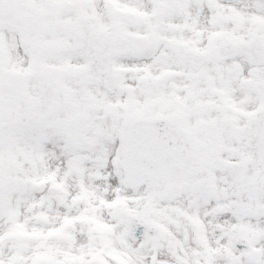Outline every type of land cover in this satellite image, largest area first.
<instances>
[{"label":"snow or ice","instance_id":"6c2138e0","mask_svg":"<svg viewBox=\"0 0 264 264\" xmlns=\"http://www.w3.org/2000/svg\"><path fill=\"white\" fill-rule=\"evenodd\" d=\"M0 264H264V0H0Z\"/></svg>","mask_w":264,"mask_h":264}]
</instances>
